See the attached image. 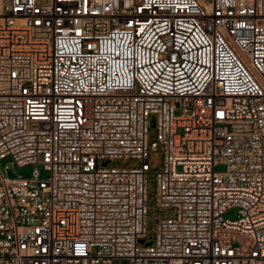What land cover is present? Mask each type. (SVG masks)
I'll return each mask as SVG.
<instances>
[{
	"label": "built area",
	"instance_id": "built-area-1",
	"mask_svg": "<svg viewBox=\"0 0 264 264\" xmlns=\"http://www.w3.org/2000/svg\"><path fill=\"white\" fill-rule=\"evenodd\" d=\"M124 260L264 264V0H0V264Z\"/></svg>",
	"mask_w": 264,
	"mask_h": 264
},
{
	"label": "rangeland",
	"instance_id": "rangeland-1",
	"mask_svg": "<svg viewBox=\"0 0 264 264\" xmlns=\"http://www.w3.org/2000/svg\"><path fill=\"white\" fill-rule=\"evenodd\" d=\"M152 119V117H151ZM158 141L157 139V129L155 126L149 124L147 145L149 149V166L150 171L147 175V221H146V237L145 241L155 242L157 238V220L162 218H169L175 215L174 208L160 207L157 204V176L156 172L162 170L165 166V150L164 147L158 142L159 147L153 148L152 143ZM9 159L3 161V163L8 162ZM140 161L135 158H121L113 159L108 163V167L117 168H129L138 165ZM33 166H27L24 168H16L15 172L17 175L26 176L28 175ZM217 169H222V166H218ZM42 176L46 177L47 173L41 168ZM225 217L230 220H235L238 218L237 209H233L225 214ZM121 264H130L129 261H121Z\"/></svg>",
	"mask_w": 264,
	"mask_h": 264
},
{
	"label": "water",
	"instance_id": "water-1",
	"mask_svg": "<svg viewBox=\"0 0 264 264\" xmlns=\"http://www.w3.org/2000/svg\"><path fill=\"white\" fill-rule=\"evenodd\" d=\"M151 125H152V126H155V119H154V118L151 120ZM140 243H142V244H146V245H150L152 242H148V243H146L145 239H141V240H140Z\"/></svg>",
	"mask_w": 264,
	"mask_h": 264
}]
</instances>
